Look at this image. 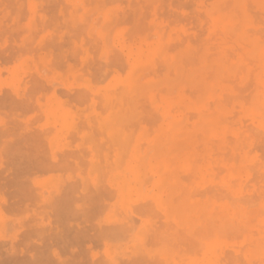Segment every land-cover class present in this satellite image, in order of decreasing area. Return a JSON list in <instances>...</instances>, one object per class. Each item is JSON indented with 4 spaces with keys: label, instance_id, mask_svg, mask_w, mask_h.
<instances>
[{
    "label": "rangeland",
    "instance_id": "obj_1",
    "mask_svg": "<svg viewBox=\"0 0 264 264\" xmlns=\"http://www.w3.org/2000/svg\"><path fill=\"white\" fill-rule=\"evenodd\" d=\"M113 1L0 0V264H261L264 10ZM237 196L261 218L222 229Z\"/></svg>",
    "mask_w": 264,
    "mask_h": 264
},
{
    "label": "bare ground",
    "instance_id": "obj_2",
    "mask_svg": "<svg viewBox=\"0 0 264 264\" xmlns=\"http://www.w3.org/2000/svg\"><path fill=\"white\" fill-rule=\"evenodd\" d=\"M107 1V0H106ZM114 1H117V0H114ZM114 1H113V3H114ZM119 1V0H118ZM251 1V0H250ZM253 1V3H255L258 7H260L262 10H264V0H252ZM92 2V1H91ZM99 2H101V1H99ZM98 2V3H99ZM110 2V1H109ZM227 2V1H226ZM133 3V2H132ZM165 3V2H164ZM2 4V3H1ZM14 4V3H13ZM59 4H60V2H59ZM64 4V3H63ZM152 4V3H151ZM150 4V5H151ZM226 4H228V3H226ZM230 4V3H229ZM240 6H242V5H244V3H240L239 4ZM9 6V5H8ZM71 6V5H70ZM86 6V5H85ZM92 6V5H91ZM133 6H134V4H133ZM138 6V5H137ZM151 7H152V5H151ZM222 7V6H221ZM227 7V6H226ZM248 7V6H247ZM71 8V7H70ZM69 8V9H70ZM145 8V7H144ZM152 9V8H151ZM236 9V8H235ZM64 10V9H63ZM211 10V9H210ZM225 9L223 8V11H224ZM227 10V9H226ZM41 11V10H40ZM80 11H81V9H80ZM209 11V10H208ZM222 11V12H223ZM236 11V10H235ZM42 12V11H41ZM68 12V11H67ZM231 12V11H230ZM240 12V11H239ZM214 13V12H213ZM212 13V14H213ZM35 14H37V13H35ZM93 14L94 13H92V15L91 16H93ZM143 14V13H142ZM217 14V13H216ZM215 14V15H216ZM241 14V13H240ZM137 15H138V12H137ZM24 16H26L25 14H24ZM91 16H87L86 18H85V20L87 19L88 21H89V19L91 18ZM95 16V15H94ZM204 16V15H203ZM23 17V16H22ZM27 17V16H26ZM36 17V16H35ZM142 18H143V16H142ZM24 18H22V20H23ZM141 19V18H140ZM140 19H139V21H140ZM200 19V18H199ZM84 20V22H86ZM102 19H100L99 21H101ZM204 20V19H203ZM208 20V19H207ZM258 20V19H257ZM9 21V20H8ZM36 21V20H35ZM98 21V20H97ZM10 22V21H9ZM84 22H83V24H84ZM143 22V21H142ZM263 22V21H262ZM70 23V22H69ZM257 23V22H256ZM61 24V23H60ZM80 24V23H79ZM94 24V23H93ZM118 24V23H117ZM122 24V23H121ZM124 24V23H123ZM239 24V23H238ZM144 25V27H145V23L143 24ZM80 26V25H79ZM79 26H77V27H79ZM97 26V25H96ZM109 26V25H108ZM237 26V25H236ZM235 26V27H236ZM115 27V26H114ZM136 27H137V25H136ZM140 27H143V26H140ZM43 28V27H42ZM138 28V27H137ZM146 28V27H145ZM221 28V27H220ZM239 28H241V26L239 27ZM9 29V28H8ZM45 29V28H44ZM74 29V28H73ZM81 29V28H80ZM133 29V28H132ZM198 29V28H197ZM236 29V28H235ZM234 29V30H235ZM238 29V28H237ZM252 29V28H251ZM262 29V28H261ZM1 30V29H0ZM25 30V29H24ZM82 30V29H81ZM83 30H84V28H83ZM87 30V29H86ZM135 30H136V28H135ZM141 30V29H140ZM146 29H144V31H145ZM229 30H231V29H229ZM23 31V30H22ZM43 31V30H42ZM85 31V30H84ZM113 31V30H112ZM112 31L110 30V34H112ZM137 31V30H136ZM144 31H142L143 33H145ZM147 31V30H146ZM167 31V30H166ZM233 31V30H232ZM237 32H238V30H236ZM235 31V32H236ZM252 31V30H251ZM4 32V31H3ZM135 32V31H134ZM218 32H220L219 30H218ZM254 32V31H253ZM20 33V32H19ZM23 33V32H22ZM21 33V34H22ZM33 33H35V32H33ZM60 33V32H59ZM67 33V32H66ZM85 33V32H84ZM136 33V32H135ZM140 33V32H139ZM143 33H141V34H143ZM214 33H216V32H214ZM36 34H37V32H36ZM80 34V33H79ZM201 34V33H200ZM219 34V33H218ZM217 34V36H219ZM236 34V33H235ZM234 34V35H235ZM238 34H239V32H238ZM258 34V33H257ZM1 35V34H0ZM181 35V34H180ZM210 35V34H209ZM216 35V34H215ZM231 35V34H230ZM233 35V36H234ZM237 35V34H236ZM235 35V36H236ZM12 36V35H11ZM17 36V35H16ZM66 36V35H65ZM94 36V35H93ZM127 36V35H126ZM175 36V35H174ZM216 36V37H217ZM15 37V36H14ZM56 37V36H55ZM165 37V36H164ZM182 37V36H181ZM187 37V36H186ZM252 37V36H251ZM11 38V37H10ZM34 38V37H33ZM110 38H111V35H110ZM109 38V42L108 43H111V39ZM235 38V37H234ZM245 38V37H244ZM3 39V38H2ZM37 39V38H36ZM36 39H35V41H36ZM54 39V38H53ZM149 39V38H148ZM147 39V40H148ZM214 39H216V38H214ZM233 38H231L230 40H232ZM243 39V38H242ZM88 40V39H87ZM211 40V39H210ZM213 40V39H212ZM211 40V41H212ZM219 40V39H218ZM244 41H245V39H243ZM247 40V39H246ZM52 41V40H51ZM97 41L98 40H96V43H97ZM100 41V40H99ZM98 41V42H99ZM244 41L243 42H241L240 44H242V46H245V45H243V43H244ZM101 42V41H100ZM99 42V43H100ZM191 42V41H190ZM203 42V41H202ZM248 42V41H247ZM131 43V42H130ZM208 43H209V41H208ZM260 43V42H259ZM49 44H50V42H49ZM101 44V43H100ZM195 44V43H194ZM204 44V43H203ZM206 44V43H205ZM211 44V43H210ZM227 44V43H226ZM229 44V43H228ZM238 44H239V42H238ZM262 44V43H261ZM37 45V44H36ZM59 45V44H58ZM137 45V44H136ZM177 45H178V43H177ZM184 45V44H183ZM207 45V44H206ZM212 45V44H211ZM234 45V44H233ZM88 46V45H87ZM90 46V45H89ZM102 46V45H101ZM198 46H199V43H198ZM214 46H215V48L217 47L216 45H213V48H214ZM36 47V46H35ZM247 47V46H246ZM249 47V46H248ZM49 48V47H48ZM100 48V47H99ZM211 47H209V49H210ZM214 48V49H215ZM219 48V47H218ZM237 47H235V49H236ZM26 49H27V46H26ZM36 49V48H35ZM151 49V48H150ZM168 49V48H167ZM170 49V48H169ZM198 49V48H197ZM238 49V48H237ZM43 50V49H42ZM217 50V49H216ZM216 50H215V52H216ZM30 51V50H29ZM37 51V50H36ZM198 51V50H197ZM211 51V50H210ZM229 51V50H228ZM241 51V50H240ZM38 52V51H37ZM36 52V53H37ZM93 52V51H92ZM214 52V51H213ZM35 53V54H36ZM60 53V52H59ZM70 53V52H69ZM80 53V52H79ZM114 53V52H113ZM196 53H198V52H196ZM238 53H239V51H238ZM34 54V55H35ZM38 54V53H37ZM235 54V53H234ZM233 54V55H234ZM29 55H32V54H30L29 53ZM193 55V54H192ZM33 56V55H32ZM79 56V55H78ZM114 56V55H113ZM197 56V55H196ZM213 56V55H212ZM218 56V55H217ZM220 56V55H219ZM226 56V55H225ZM35 57V56H34ZM229 57V56H228ZM253 57H254V55H253ZM41 58V57H40ZM43 58V57H42ZM110 59H111V57H109ZM224 58V57H223ZM156 59V58H155ZM190 59H192L193 60V58H190ZM230 59V58H229ZM253 59V58H252ZM53 60V59H52ZM74 60V59H73ZM157 60V59H156ZM207 60H209V59H207ZM224 60V59H223ZM255 60V59H254ZM257 61H258V58L256 59ZM245 61H247V60H245ZM78 62V61H77ZM76 62V63H77ZM183 62V61H182ZM187 62V61H186ZM185 62V63H186ZM195 62H197V60L195 61ZM194 62V63H195ZM207 62V61H206ZM210 62V61H209ZM208 62V63H209ZM73 63V62H72ZM119 63V62H118ZM193 63V62H192ZM220 63L221 64H223L222 63V59H221V61L220 62H218V64L220 65ZM258 63V62H257ZM59 64V63H58ZM74 64V63H73ZM79 64V63H78ZM114 64V63H113ZM112 64V65H113ZM117 64V63H116ZM123 64V63H122ZM183 64V63H182ZM187 64H189V63H187ZM199 64V63H198ZM198 64H196V65H198ZM227 64V63H226ZM57 65V64H56ZM157 65V64H156ZM184 65V64H183ZM228 66H229V63L227 64ZM248 65V64H247ZM246 65V66H247ZM51 66V65H50ZM94 66V65H93ZM108 66V65H107ZM127 66V65H126ZM189 66V65H188ZM60 67V66H59ZM105 67V66H104ZM112 66H110V68H111ZM121 67V66H120ZM164 67V66H163ZM186 67H187V65H186ZM191 67H193V66H191ZM255 67V66H254ZM109 68V67H108ZM125 68V67H124ZM231 69H232V71L234 72L235 71V67H230ZM126 69V68H125ZM125 69H123V70H125ZM164 69V68H163ZM186 69V68H185ZM219 69V68H218ZM234 69V70H233ZM257 69V68H256ZM92 70V69H91ZM230 70V69H229ZM238 70V69H237ZM254 70V69H253ZM93 71V70H92ZM100 71V70H99ZM139 71V70H138ZM160 71V70H159ZM172 71V70H171ZM181 71V70H180ZM220 71V70H219ZM239 71V70H238ZM241 71H243V70H241ZM256 71V70H255ZM60 72H61V70H60ZM124 72V71H123ZM136 72V71H135ZM140 72V71H139ZM186 72V71H185ZM209 72H210V75H211V69L209 70ZM237 72V71H236ZM47 73H48V71H47ZM137 73V72H136ZM150 73V72H149ZM149 73H148V75H149ZM193 73H195V72H193ZM230 73V72H229ZM240 73V72H239ZM243 73V72H242ZM107 74V73H106ZM110 74V73H109ZM125 74V73H124ZM147 74V73H146ZM158 74V73H157ZM157 74H156V76H157ZM183 74H184V72H183ZM227 74V73H226ZM135 75V74H134ZM145 74H143V76H144ZM165 75H166V73H165ZM216 75V74H215ZM223 75H224V73H223ZM223 75H222V77H223ZM231 74H229V76H230ZM122 76V75H121ZM147 76V75H146ZM146 76H144V77H146ZM172 76H174V75H172ZM184 76V75H183ZM182 76V77H183ZM191 76V75H190ZM197 76V75H196ZM196 76H194L195 78H197ZM228 76V75H227ZM233 76V75H232ZM235 76V79H236V77H237V75L235 74L234 75ZM251 76V75H250ZM89 77H91V76H89ZM123 77V76H122ZM193 77V78H194ZM158 78V77H157ZM216 78H219V76L217 75L216 76ZM226 78V77H225ZM229 78V77H228ZM238 78V77H237ZM71 79V78H70ZM184 78H182V80H183ZM213 79V78H212ZM220 79H221V76H220ZM24 80V79H23ZM129 80V79H128ZM177 80V79H176ZM181 80V81H182ZM221 81H222V79H221ZM225 81V80H224ZM244 81V80H243ZM104 82V81H103ZM174 82V81H173ZM248 82V81H247ZM29 83V82H28ZM130 83V82H129ZM166 83L167 82H165V85H166ZM224 83V82H223ZM227 83V82H226ZM243 82H241V84H242ZM171 84V83H170ZM169 84V85H170ZM182 83H180V84H178V85H181ZM185 84H187V83H185ZM240 84V85H241ZM254 84V83H253ZM160 85V84H159ZM163 85H164V82H163ZM177 85V84H176ZM176 85H174L175 87H176ZM239 85V86H240ZM245 85V84H244ZM255 85V84H254ZM158 86V85H157ZM173 86V87H174ZM188 87L187 88H191V87H189V85H187ZM252 86V85H251ZM250 86V87H251ZM162 87V86H161ZM243 87V86H242ZM253 88H256V87H254V86H252ZM259 87V86H258ZM196 88V87H195ZM234 88V87H233ZM247 88V87H246ZM135 89V88H134ZM162 89H164V88H162ZM243 89H244V87H243ZM242 89V90H243ZM250 89V88H249ZM260 89V88H259ZM117 90H119V89H117ZM154 90V89H153ZM160 90V89H159ZM159 90H156V92L157 93H159L160 91ZM197 90V89H196ZM76 91H78L77 89H76ZM165 91V90H164ZM193 91V90H192ZM204 91V90H203ZM217 91V90H216ZM248 91V90H247ZM27 92V91H26ZM173 93H175V88L173 89V91H172ZM171 92V93H172ZM198 92H199V90H198ZM197 92V93H198ZM218 92V91H217ZM58 93V92H57ZM76 92H74V94H75ZM146 93H148V92H146ZM165 93V92H164ZM187 94L188 93H190L189 91L188 92H186ZM186 93H185V95H186ZM240 93H241V91H240ZM245 93V92H244ZM254 93V92H253ZM252 93V94H253ZM36 94V93H35ZM77 94V93H76ZM75 94V95H76ZM133 94V93H132ZM191 94V93H190ZM225 94V93H224ZM242 94V93H241ZM248 94V93H247ZM26 95H27V93H26ZM157 95V94H156ZM197 95V94H196ZM117 96V95H116ZM223 96V95H222ZM228 96V95H227ZM237 95H235V97H236ZM245 96V95H244ZM243 96V97H244ZM247 96V95H246ZM250 96H251V94H250ZM89 97V96H88ZM191 97V96H190ZM241 97V96H240ZM124 98V97H123ZM127 97H125V99H126ZM133 98H134V96H133ZM147 98V97H146ZM157 98V97H156ZM239 98V97H238ZM95 99V98H94ZM192 99H195V98H192ZM218 99V98H217ZM216 99V100H217ZM243 99V98H242ZM254 98L252 97V100H253ZM35 101V100H34ZM99 101V100H98ZM143 101V100H142ZM224 101V100H223ZM72 102V101H71ZM214 102V101H213ZM212 102V103H213ZM245 102V101H244ZM183 103V102H182ZM257 103V102H256ZM256 103L255 104H253V105H256ZM77 104V103H76ZM131 104V103H130ZM141 104V103H140ZM252 104V103H251ZM84 105V104H83ZM125 105V104H124ZM203 106V105H202ZM131 107V106H130ZM176 107V106H175ZM174 107V108H175ZM180 107V106H179ZM221 107V106H220ZM174 108H173V110H174ZM181 108H182V106H181ZM214 108V107H213ZM219 108V106H217V109ZM122 109V108H121ZM138 109V108H137ZM179 109V108H178ZM206 109H209V108H206ZM210 109H212V108H210ZM209 109V110H210ZM220 109V108H219ZM219 109H218V111H219ZM4 110V109H3ZM98 110V109H97ZM133 110V109H132ZM172 110V111H173ZM202 110H204V109H202ZM201 110V111H202ZM208 110V111H209ZM223 109H220V112L222 111ZM123 111V110H122ZM182 111H183V109H182ZM204 111H206V110H204ZM204 111H202V112H204ZM208 111L207 112H205V113H208ZM224 111V110H223ZM222 111V112H223ZM262 111H264V110H262ZM154 112V111H153ZM158 112V111H157ZM177 112V111H176ZM29 113V112H28ZM241 113V112H240ZM264 113V112H263ZM187 114V113H186ZM201 115V114H200ZM9 116V115H8ZM158 116V115H157ZM197 116V115H196ZM203 116V115H202ZM208 116V115H207ZM210 116V115H209ZM212 116V115H211ZM213 116H214V114H213ZM231 118V117H230ZM229 118V119H230ZM235 118V117H234ZM8 119V118H7ZM10 119V118H9ZM159 119V118H158ZM185 119V118H184ZM193 118H191V120H192ZM207 119V118H206ZM206 119H204V121L206 120ZM212 119V118H211ZM233 119V118H232ZM231 119V120H232ZM260 119V118H259ZM139 120H141V119H138V121ZM152 120H154V119H152ZM200 120V119H199ZM202 120V119H201ZM31 121V120H30ZM155 121V120H154ZM184 121V120H183ZM15 122V121H14ZM13 122V123H14ZM40 122V121H39ZM231 122V121H230ZM13 123H12V121H11V123L9 124V125H13ZM183 123V122H182ZM16 125V124H15ZM95 125V124H94ZM187 125V124H186ZM230 125V124H229ZM232 125V124H231ZM14 126V125H13ZM84 126V125H83ZM179 125H177V128L179 129V127H178ZM205 126V125H204ZM233 126V125H232ZM3 127V126H2ZM19 127V126H18ZM81 127V126H80ZM129 127V126H128ZM153 127H154V125H153ZM203 127V126H202ZM201 127V128H202ZM212 127V126H211ZM251 127H253V126H251ZM48 128H50V127H48ZM93 128V127H92ZM256 128V127H255ZM51 129V128H50ZM242 129V128H241ZM13 130H15L14 128H13ZM98 130V129H97ZM182 130V129H181ZM258 130V129H257ZM260 131V130H259ZM9 132V131H8ZM50 132V131H49ZM80 132V131H79ZM179 132V131H178ZM224 132V131H223ZM243 132V131H242ZM204 133V132H203ZM261 133V132H260ZM28 134V133H27ZM26 134V135H27ZM95 134V133H94ZM10 135V134H9ZM8 135V136H9ZM103 135L105 136V134L103 133ZM241 135V134H240ZM260 135H262V134H260ZM13 136V135H12ZM28 136H29V134H28ZM44 136V135H43ZM99 136V135H98ZM151 136V135H150ZM252 136H253V134H252ZM263 136H264V134H263ZM97 137V136H96ZM202 137V136H201ZM244 137V136H243ZM261 137V136H260ZM42 138V137H41ZM69 138V137H68ZM250 138H251V136H250ZM253 138V137H252ZM96 139V138H95ZM18 140V139H17ZM204 140V139H203ZM229 140V139H228ZM211 141H213V140H211ZM215 141V140H214ZM230 141V140H229ZM260 141H261V138H260ZM23 142H25V141H23ZM22 142V143H23ZM131 142V141H130ZM129 142V143H130ZM203 142H205V141H203ZM247 142H248V140H247ZM262 142H264V141H262ZM87 143V142H86ZM214 143V142H213ZM216 143V142H215ZM241 143V142H240ZM254 143V142H253ZM246 144V143H245ZM258 144V143H257ZM25 145V144H24ZM28 145V144H27ZM208 145V144H207ZM240 145V144H239ZM102 146V145H101ZM143 146V145H142ZM209 146V145H208ZM208 146H207V148H208ZM104 147V146H103ZM211 147V146H210ZM263 147V146H262ZM261 147V148H262ZM102 148V147H101ZM142 148V147H141ZM196 148V147H195ZM204 148H206V147H204ZM226 148V147H225ZM238 148V147H237ZM236 148V149H237ZM253 148V147H252ZM15 149V148H14ZM103 149V148H102ZM197 149H198V147H197ZM215 149V148H214ZM227 149V148H226ZM141 150H143V149H141ZM201 150H203V149H201ZM200 150V151H201ZM205 150V149H204ZM203 150V151H204ZM217 150V149H216ZM238 150H239V148H238ZM237 150V151H238ZM250 150V149H249ZM70 151V150H69ZM68 151V152H69ZM101 151V150H100ZM236 151V152H237ZM242 151V149H240V152ZM110 152V151H109ZM152 152V151H151ZM206 152H207V150H206ZM239 152V153H240ZM85 153V152H84ZM205 153V152H204ZM208 153V152H207ZM226 153V152H225ZM215 154H217V153H215ZM214 154V155H215ZM228 154V153H227ZM238 154V153H237ZM249 154V153H248ZM252 154V153H251ZM264 154V153H263ZM85 155V154H84ZM223 155V154H222ZM59 156V155H58ZM205 156V155H204ZM219 156V155H218ZM264 156V155H263ZM75 157V156H74ZM88 157V156H87ZM101 157V156H100ZM127 157V156H126ZM235 157V156H234ZM5 158V157H4ZM125 158V157H124ZM159 158V157H158ZM204 158H206V157H204ZM218 158V157H217ZM237 158H238V156H237ZM74 159V158H73ZM173 159H175V158H173ZM60 160V159H59ZM217 160V159H216ZM50 161V160H49ZM231 161V160H230ZM48 162V161H47ZM68 162V161H67ZM210 162H211V160H210ZM264 162V161H263ZM59 163V162H58ZM237 163V162H236ZM242 163H243V161H242ZM103 165V164H102ZM204 165H205V163H204ZM52 166V165H51ZM203 166V165H202ZM211 166V165H210ZM259 166V165H258ZM57 167V166H56ZM84 167V166H83ZM86 168V167H85ZM102 168H103V166H102ZM214 169H216V168H214ZM209 170V169H208ZM224 170V169H223ZM261 170V169H260ZM68 171V170H67ZM70 171V170H69ZM84 171V170H83ZM104 171V170H103ZM252 170H250V172H251ZM256 171V170H255ZM254 171V172H255ZM72 172V171H71ZM225 172V171H224ZM48 173V172H47ZM74 174V173H73ZM85 174V173H84ZM203 175V174H202ZM222 175V174H221ZM149 176H151L150 174H149ZM253 177V176H252ZM101 178V177H100ZM106 178V177H105ZM182 178V177H181ZM185 178H186V176H185ZM258 178V177H257ZM105 180V179H104ZM151 180H152V178H151ZM184 180V179H183ZM197 180V179H196ZM217 180V179H216ZM77 181V180H76ZM148 181V180H147ZM150 181V180H149ZM249 182H250V180H249ZM253 181H251L250 183H252ZM248 183V182H247ZM257 183V182H256ZM260 183V182H259ZM148 184V183H147ZM257 185V184H256ZM103 186V185H102ZM101 186V187H102ZM105 186V185H104ZM221 186V185H220ZM259 186V185H258ZM209 187V186H208ZM207 187V188H208ZM212 187H215V186H212ZM211 187V188H212ZM223 187H225V186H223ZM234 187V186H233ZM206 188V189H207ZM210 188V187H209ZM263 188V187H262ZM36 189V188H35ZM66 189V188H65ZM143 189V188H142ZM167 189V188H166ZM196 189V188H195ZM219 189V188H218ZM1 190V189H0ZM67 190V189H66ZM89 190H90V188H89ZM99 190V189H98ZM194 190V189H193ZM224 190V189H223ZM227 190V189H226ZM259 190H261V188L259 189ZM100 191V190H99ZM202 191H204V189L202 190ZM212 191V190H211ZM218 191V190H217ZM62 192H64V191H62ZM67 192V191H66ZM101 192H102V190H101ZM204 192H206V191H204ZM215 192V191H214ZM68 193V192H67ZM232 193H233V191H232ZM261 194H262V192H260ZM91 194H93V193H91ZM239 194V193H238ZM253 194V193H252ZM258 194V193H257ZM100 195V194H99ZM209 195V194H208ZM226 195V194H225ZM228 195V194H227ZM226 195V196H227ZM64 196V195H63ZM149 196V195H148ZM250 196V195H249ZM254 196V195H253ZM258 197H259V195H257ZM99 197V196H98ZM100 197H101V195H100ZM177 197V196H176ZM204 198V197H203ZM228 198V197H227ZM251 198V197H250ZM264 198V197H263ZM38 199V198H37ZM60 199V198H59ZM179 199V198H178ZM177 199V200H178ZM211 199H214V198H211ZM220 199V198H219ZM241 196H240V198L237 196V197H235V200H227V199H225L226 201H221L220 200V204L219 205H217V206H215L212 210H211V216L212 217H215L216 219L215 220H217V223H218V225L220 226V227H222V229H228V228H232V227H235V228H237V227H242V226H244L245 224H246V222H247V220H249V218L251 217V216H254L253 214H256L257 216H259V218H261V211L259 212V211H257V210H255L254 209V203L252 202V201H249V202H245V200H244V202L245 203H243L241 200ZM259 200V199H258ZM261 200V199H260ZM63 201V200H62ZM217 201V200H216ZM256 201V200H255ZM103 202V201H102ZM174 202H175V200H174ZM218 203H219V201H217ZM257 203V202H256ZM142 204V203H141ZM259 203H257V205H258ZM145 205V204H144ZM148 205V204H147ZM211 206V205H210ZM151 207V206H150ZM152 207H153V205H152ZM208 207V206H207ZM139 208V207H138ZM62 209V208H61ZM202 209V208H201ZM204 209H206V208H204ZM145 210H147V209H145ZM138 211V210H137ZM156 212V211H155ZM263 212V211H262ZM11 213V212H10ZM146 214V213H145ZM141 215V214H140ZM206 215V214H205ZM153 216V215H152ZM206 217H208V216H206ZM254 217H256V216H254ZM253 217V218H254ZM156 218V217H155ZM158 220H160V219H158ZM251 220L252 219H250V222H251ZM254 220H255V218H254ZM211 221L213 222V220L211 219ZM207 222V221H206ZM252 222H254L253 220H252ZM214 223V222H213ZM247 225V224H246ZM245 225V226H246ZM262 225V226H261ZM164 226V225H163ZM257 226V225H256ZM259 226L260 227H262V228H260L261 229V231H262V233H264V219L262 220V221H260L259 222ZM116 227V226H115ZM159 227V226H158ZM248 227H250V226H248ZM54 228V227H53ZM165 228V227H164ZM246 228V227H245ZM215 229V228H214ZM214 229H212V230H214ZM55 230V229H54ZM128 230V229H127ZM156 230V229H155ZM168 230V229H167ZM108 231V230H107ZM124 231H125V229H124ZM150 231H152V230H150ZM160 231V230H159ZM105 232V231H104ZM112 232V231H111ZM225 232H227V231H225ZM225 232H223V233H225ZM128 233V232H127ZM164 233V232H163ZM166 233V232H165ZM222 233V234H223ZM228 233V232H227ZM226 233V234H227ZM234 233V232H233ZM245 233V232H244ZM253 233V232H252ZM112 234V233H111ZM152 234H155L154 232L152 233ZM229 234V233H228ZM254 234V233H253ZM198 235H200V234H198ZM246 235V234H245ZM34 236V235H33ZM101 236V235H100ZM173 236V235H172ZM225 236V235H224ZM229 236V235H228ZM254 236V235H253ZM128 237V236H127ZM155 237V236H154ZM163 237V236H162ZM181 237V236H180ZM214 238V237H213ZM221 238V237H220ZM222 238H224L223 236H222ZM107 239H109V238H107ZM175 239V238H174ZM198 239V238H197ZM206 239H208V238H206ZM228 239V238H227ZM239 239V238H238ZM264 239V238H263ZM190 240V239H189ZM210 240H212V238L210 239ZM30 241V240H29ZM63 241V240H62ZM176 242V241H175ZM182 243V242H181ZM187 244V243H186ZM203 244V243H202ZM17 245V244H16ZM182 245V244H181ZM204 245V244H203ZM221 245V244H220ZM253 245V244H252ZM151 246V245H150ZM190 246V245H189ZM1 247V246H0ZM250 247H253V246H250ZM181 248V247H180ZM235 248V247H234ZM202 249V248H201ZM208 249H209V247H208ZM242 249V248H241ZM189 251V250H188ZM14 253V252H13ZM191 254V253H190ZM195 254V253H194ZM1 257V256H0ZM262 257H263V255H262ZM209 258V257H208ZM207 257H206V259H208ZM138 259V258H137ZM213 259V258H212ZM221 261V260H220ZM225 261V260H224ZM229 261V260H228ZM231 263V262H230ZM163 264V263H162ZM229 264V263H228ZM239 264V263H238ZM241 264V263H240ZM253 264H254V262H253ZM261 264H264V260H262L261 261Z\"/></svg>",
    "mask_w": 264,
    "mask_h": 264
}]
</instances>
